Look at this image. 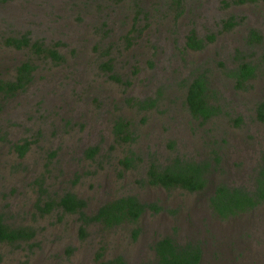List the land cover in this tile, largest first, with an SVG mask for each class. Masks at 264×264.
<instances>
[{
	"label": "rangeland",
	"instance_id": "1",
	"mask_svg": "<svg viewBox=\"0 0 264 264\" xmlns=\"http://www.w3.org/2000/svg\"><path fill=\"white\" fill-rule=\"evenodd\" d=\"M228 1L0 0V79L12 78L24 60L34 65L31 80L2 100L0 215L9 225L35 229L27 242H0V263L97 264L95 252L103 247L102 258L120 254L138 264L153 260V242L169 235L198 241V264H264V202L222 218L208 200L220 182L251 187L264 140V122L254 110L264 98V75L240 89L225 74L237 48L251 53L244 43L248 28L263 36L252 57L262 51L264 0ZM229 17L236 24L224 30ZM190 29L215 36L192 50L184 47ZM23 33L47 46L58 43L62 59L5 44L6 37ZM109 60L112 70L103 69ZM202 70L222 108L206 121L192 117L185 103L187 82ZM148 98L155 105L139 109L137 101ZM118 116L130 121L132 140L114 137ZM24 140L30 143L20 156L13 145ZM89 146L98 147L92 157L84 153ZM128 149L140 157L136 168L119 164ZM213 150L220 162L201 191L142 181L151 155L164 163L176 154L198 159ZM40 178L52 196L71 190L85 199L89 214L128 193L160 208L145 210L135 224L91 222L80 236L77 213L37 211Z\"/></svg>",
	"mask_w": 264,
	"mask_h": 264
},
{
	"label": "trees",
	"instance_id": "2",
	"mask_svg": "<svg viewBox=\"0 0 264 264\" xmlns=\"http://www.w3.org/2000/svg\"><path fill=\"white\" fill-rule=\"evenodd\" d=\"M245 1L254 2L256 0H231L230 3H242ZM226 2V1H224ZM227 3V2H226ZM177 6H181V0H176ZM138 5V4H136ZM236 21L229 17L222 22V28L229 30ZM214 33L205 37L199 36L195 29H190L185 35L184 47L192 50H200L210 42ZM262 34L255 28L250 27L245 35V45L250 52H243L237 48L232 55L233 64L225 68V74L232 78L234 86L246 89L250 80L258 74L264 75V47L256 57H252L253 47L261 46ZM8 46L16 48L29 47L36 53H41L54 60L62 59L61 54L54 46H47L40 40L31 41L28 33L20 36H9L4 40ZM250 53V55H249ZM253 52V56H254ZM111 63L104 61L101 67L112 70ZM34 65L24 60L15 67V74L12 78L0 79V111L2 100L21 90L25 84L31 80V73ZM217 90L211 86L207 71L196 72L186 84L185 103L190 115L200 121L219 116L222 113L221 105L218 102ZM139 109H149L155 105L152 98L137 101ZM255 115L258 120L264 122V98L256 101ZM237 119V123L239 122ZM113 135L120 141H130L131 123L128 119L118 116L114 118L112 125ZM30 141L24 140L22 143H14L13 147L20 156H23L29 147ZM98 150L97 146H89L85 149L86 157H92ZM211 156L195 159L184 155H173L164 163L158 161L151 155L147 167L144 171L142 181L148 185H158L165 189L179 187L181 189L196 192L205 189L208 183V176L220 162V156L213 150ZM140 157L132 150H127L118 161L125 168H136L135 160ZM251 187L243 185H229L224 182L216 184L209 195V204L212 210L222 218H228L236 214L248 211L264 202V140L260 153V160L252 177ZM38 198L36 203L39 213L45 214L57 208L63 212L77 213L80 221L79 234L85 235V226L91 222H97L106 227L117 226L125 222L135 224L142 213L150 209L152 212L160 208L156 202H145L138 198L136 194H123L101 203L93 213L85 211L86 200L78 197L71 190H65L60 195L52 196L47 193L39 179ZM45 195V199L43 196ZM42 198V199H41ZM139 227L132 228V237L138 234ZM35 235V229L30 225H9L0 215V242L19 244L27 242ZM153 260H142L138 264H198L202 256V248L198 241L186 240L178 242L174 237L163 235L153 242ZM103 247L95 252L97 264H128L125 258L117 254L109 258H102ZM2 264V263H0ZM17 264H27L26 260Z\"/></svg>",
	"mask_w": 264,
	"mask_h": 264
},
{
	"label": "flooded vegetation",
	"instance_id": "3",
	"mask_svg": "<svg viewBox=\"0 0 264 264\" xmlns=\"http://www.w3.org/2000/svg\"><path fill=\"white\" fill-rule=\"evenodd\" d=\"M233 27V26H232ZM246 35V34H245ZM244 40H245V36H244ZM245 43V42H244ZM138 104V103H137ZM138 106V105H137ZM139 108V107H138Z\"/></svg>",
	"mask_w": 264,
	"mask_h": 264
}]
</instances>
